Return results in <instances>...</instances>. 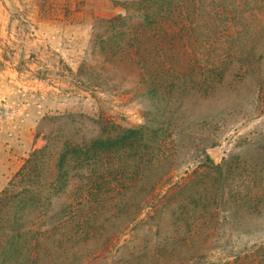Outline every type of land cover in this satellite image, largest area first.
<instances>
[{
	"label": "trees",
	"instance_id": "obj_1",
	"mask_svg": "<svg viewBox=\"0 0 264 264\" xmlns=\"http://www.w3.org/2000/svg\"><path fill=\"white\" fill-rule=\"evenodd\" d=\"M206 2L132 1L139 10L133 28L134 17L101 19L93 45L98 65L88 70L139 97L143 122L85 112L44 116L37 133L43 144L0 192V264H203L222 223L250 234L264 221V120L239 130L262 119L264 106L234 122L235 110L216 111L212 120L201 112L231 106L210 104L220 88L225 98H241L249 71L223 84L227 68L196 74V50L180 52V30L197 34L206 57L205 40L225 23L221 18H242L236 0H213V10L203 12ZM201 16L206 23L195 24ZM215 19L219 25L211 24ZM230 51L231 62L242 61ZM222 139L233 149L216 163L208 149ZM231 257L220 264H264V242Z\"/></svg>",
	"mask_w": 264,
	"mask_h": 264
},
{
	"label": "rangeland",
	"instance_id": "obj_2",
	"mask_svg": "<svg viewBox=\"0 0 264 264\" xmlns=\"http://www.w3.org/2000/svg\"><path fill=\"white\" fill-rule=\"evenodd\" d=\"M132 1L138 0H0V192L34 147L43 144L37 133L44 116L85 112L103 114L120 124L143 122L139 97L120 89L117 80L96 77L88 70L91 65H98L93 59L98 48L93 50V45L99 41L101 19L119 15L134 17L130 23L133 28L139 10ZM206 1L203 12L213 10L215 5L213 0ZM236 4L242 17L239 21H242H230L232 15H224L221 19L225 23L205 40L206 57L202 55L199 47L202 40L196 37L197 34L193 36L191 32L180 30L183 36L178 40L180 52L195 49L201 58L195 63L196 74L200 75L212 66L227 68L225 84L232 81L235 72L249 71L242 78L241 98H225L224 88L210 98V104L223 102V109L228 102L231 105L227 111L221 110V104L201 110L205 116L212 117L211 120L216 111L230 113L235 110L230 119L234 122V119L255 111L256 105L264 106V87L260 88L264 77V1L236 0ZM182 17H177L180 22ZM194 17H188L185 26L191 24ZM206 20L201 16L195 24L204 25ZM168 24L165 21L163 26ZM211 24L220 23L215 19ZM234 48L240 53L241 62L230 61L229 53ZM210 54L215 60L207 59ZM249 54L255 55L254 60ZM81 84L89 89H82L84 85ZM238 100L241 102L239 108L233 106V101ZM198 113L200 109L191 112ZM263 120L264 117L255 118L239 130L244 133L254 129ZM231 126L229 130L233 128ZM232 149L230 139H222L221 145L208 149V153L218 163ZM199 159L194 164L201 162ZM263 223L260 222L258 228V224H254L250 234L231 233L229 223H222L209 240L206 258L199 260L203 264H220L228 258L231 260L233 254L264 242Z\"/></svg>",
	"mask_w": 264,
	"mask_h": 264
},
{
	"label": "water",
	"instance_id": "obj_3",
	"mask_svg": "<svg viewBox=\"0 0 264 264\" xmlns=\"http://www.w3.org/2000/svg\"><path fill=\"white\" fill-rule=\"evenodd\" d=\"M213 156H215V155L213 154Z\"/></svg>",
	"mask_w": 264,
	"mask_h": 264
}]
</instances>
